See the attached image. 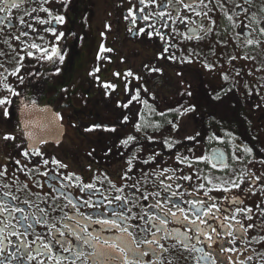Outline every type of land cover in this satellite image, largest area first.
Listing matches in <instances>:
<instances>
[{"label":"flooded vegetation","instance_id":"af4514ba","mask_svg":"<svg viewBox=\"0 0 264 264\" xmlns=\"http://www.w3.org/2000/svg\"><path fill=\"white\" fill-rule=\"evenodd\" d=\"M147 2L156 6L140 13L139 0H29L0 14L11 17L0 25V87L5 88L0 91V99L10 100V104L0 107V169H7V179L0 183L12 184L4 191L15 196L20 207H27L20 203L22 200L35 207L39 200L47 199L55 213L48 216L49 227L63 230L58 221L64 212L72 216L75 210L68 205V197L57 198L49 188V178L57 174L64 184H94L103 193L90 196L80 188L64 189L73 202L100 201L108 196L105 205L119 203L115 196L128 195L129 188L119 193L112 185L118 189L138 183L144 193L151 194L156 176L166 169L176 177L192 178L190 183L182 179L166 181L173 188L183 184L180 192L185 188H209L207 181L229 186L233 180L239 183L240 178L244 182L239 191L209 195L222 210H232L221 203L226 197L240 201L243 210L252 209L250 215L255 219L245 221L244 227H255L246 239L261 238L258 222H264V215H260L264 210V157L256 150L264 154V145L253 128L252 111H256L257 102L264 126V0H252L251 5L245 0H218L207 9L199 7L201 14L208 12L206 21L214 26L204 22L209 32L196 33L198 40L193 32L202 23L199 16L180 11L177 19L175 8H169L170 16L158 20L157 13L167 0ZM237 2L248 9L247 15L241 14ZM41 8L48 11H39ZM129 12L136 15L135 21L128 17ZM58 17H63L62 23L56 22ZM48 20L52 23H37ZM9 22L13 27H8ZM53 51L56 55L48 60ZM18 70L19 75H9ZM5 136L15 139L5 141ZM129 140L132 143L126 145ZM23 152L29 153L27 160ZM128 160H132L131 165ZM148 160L154 163H145ZM129 168L133 171L128 172ZM45 172L47 177L41 175ZM125 176L133 179H122ZM22 185L27 188L22 189ZM54 187L59 189L60 185ZM133 195L140 209L152 213L148 207L151 201H145L134 190ZM200 196L202 192L197 199ZM183 198L192 199L186 194ZM128 207L133 208L129 215L141 214L131 203ZM79 210L93 220L114 219L107 207L88 208L84 204ZM129 224L137 225V221L130 220ZM87 226L89 233L97 234L95 243L100 247L118 243L119 233L90 223ZM175 227L169 225L170 229ZM48 230L35 229L39 233ZM129 231L130 242L141 251L153 239L139 225ZM11 243H17L14 237ZM171 243H165L169 250L160 257L163 264H195L192 253L181 254L169 247ZM235 247L243 252L242 256L237 252L228 262L220 257L216 264H242L246 258L247 264H264V244L245 245L237 238ZM219 248L217 244L215 250ZM96 250L86 247L84 252ZM204 251L213 250L204 247ZM151 259L145 258L143 264H150ZM78 264H93V260L86 258ZM105 264L119 262L109 260Z\"/></svg>","mask_w":264,"mask_h":264},{"label":"snow or ice","instance_id":"6c2138e0","mask_svg":"<svg viewBox=\"0 0 264 264\" xmlns=\"http://www.w3.org/2000/svg\"><path fill=\"white\" fill-rule=\"evenodd\" d=\"M27 2L29 0H4V3L0 4V14L5 13L11 7L18 8ZM35 2L52 3L54 0H35ZM55 2H64V0H55ZM129 2L131 3V0ZM139 3L141 4L140 13H144L145 8L156 6L154 3H148L147 0H139ZM245 3L251 5L252 0H245ZM209 4H218V0H208V3H205L204 0H187V2L186 0H167L163 9L157 13V19L159 20L163 17L170 16L169 8H175L177 11V19L179 18L180 11L193 12L195 16L200 17L202 22L197 25L193 32V38L198 40L200 36L196 33L203 32L207 35L209 32V29L203 27L204 22L209 23L210 27L214 26L206 21L208 12L201 14L197 10L201 6L207 9ZM177 5H181L182 7L177 8ZM236 7L242 9L241 14L247 15L248 9L244 7V4L237 2ZM39 11L47 12L48 10L41 8ZM224 15L231 21L232 17L228 16L226 11ZM128 17L133 21L136 20V15L133 12H129ZM143 18L141 17V19ZM10 19V16H0V25H4L5 21H10ZM56 22L62 23L63 17L56 18ZM184 22L187 23V21ZM37 23L51 24L52 21H37ZM192 23L196 24L197 22L193 20ZM8 27L11 28L13 25L9 22ZM245 28H247V24H245ZM51 34L53 36L56 35L55 32ZM252 34L251 32L248 33L249 36ZM261 35H264V30H261ZM188 38V36H185V39ZM13 51L15 50L13 49ZM36 51L39 52L40 49H36ZM54 55H56L55 51L47 59L52 60ZM57 58L59 59V57ZM243 58L247 59V57ZM23 59V57H20L21 63H23ZM9 75L17 76L19 75V70L14 73H9ZM128 75H131V73H128ZM4 79H7V77H4ZM22 79L23 77H21ZM3 90L5 88L0 87V91ZM6 91L12 95H18V93L13 92L12 88H6ZM8 104H10V100L0 99V107ZM137 131H140L139 126H137ZM14 139V137L10 136L4 137L5 141ZM131 143V140L125 142L126 145H130ZM168 150L171 151L172 149L169 148ZM22 155L26 160L29 158L28 152H23ZM33 155H40V153L34 152ZM157 155L161 154L157 153ZM145 163H154V161L148 160ZM128 164L131 165L132 160H128ZM44 166H47V162H45ZM187 166L191 167V165ZM20 171L23 172L24 169L21 168ZM127 171L132 172L133 169L129 168ZM6 174L7 169H0V180H6ZM41 175L47 177L48 173L45 172ZM122 179L128 180L133 178L125 176ZM177 179H182L189 183L192 181L191 177H176L171 174V170L166 169L156 176L157 184L153 186L151 194L144 193L138 183L124 185V187L118 189L115 185H112V188L119 193H123L125 188H129L128 195L127 197L124 195L115 196L114 200L119 201V203L110 202L105 205L104 200H108V196H104V200L100 201L73 202L68 195V191H63L64 189H70L71 187L80 188L82 191L88 192L90 196L97 193L103 195V193L94 184L86 186L82 183L76 185H71V183L64 184L61 182V178H58L57 174L56 177L49 178L48 186L56 193L57 198L62 199L68 197V205L75 210L72 216L64 212L62 218L58 221V223L63 225V230L61 228H55L54 225L49 227L47 222L48 216L54 215L55 213L50 210L51 206L47 199L39 200L35 207L29 204L28 201L22 200L20 203L27 205V207H20L15 203L16 197L4 191L5 188H11L12 184L6 185L0 183V264H14L16 261H27V264H31L33 260L36 261V264H44L45 260H48L49 264H52V261H55V264H78L79 261H84L86 258H92L93 264H105L109 260L114 262L118 261L119 264H143L144 259L147 257H152L150 264H163L160 257L169 250V248L165 247V243L170 241L172 242L169 244L170 248H175L181 254L183 252L192 253L195 264H216L217 259L220 257L224 258V262H228L231 261L232 257L237 256V252L241 256L243 255V252H240L235 247L237 238L244 242L245 245L249 242L264 244V222H258L262 233L261 238L252 241L246 239V234L253 231L255 227V225L247 228L244 227L245 221L255 219L254 215H250L253 212L252 209L243 210L240 201L226 197L221 203H227L232 210L229 211L228 208L222 210L217 207L215 199L209 195L211 192L227 193L239 191L240 185L244 182L243 179L238 178L239 183H237V180H233L229 186L213 185L212 181H207L210 185L209 188L201 186L195 189V191H188L185 188L184 192H180V189L184 187L183 184L173 188L172 184L166 182ZM55 184L60 185L59 189L54 187ZM252 187H255V184ZM21 188L26 189L27 185H22ZM133 190L141 193L145 201H151L148 207L152 209V213H149L146 209H140V205L136 203L137 197L133 195ZM161 192L164 193L163 197L160 195ZM178 192H180V195H177ZM201 192L203 196L197 199V194ZM185 194L192 197V199H184ZM252 194L255 195V192ZM161 199L165 200V203H160ZM129 203L140 211L141 214L139 216L136 214L129 215L133 213V208L128 207ZM42 204L45 207H41ZM84 204L88 208L107 207L114 219L97 218L93 220L90 216H83L80 213L79 207ZM185 206L187 207L185 208ZM222 211L224 215H221ZM101 215L107 217L108 213H101ZM260 215H264V210L260 212ZM145 217H147L146 221ZM130 220H136L140 230L153 237V239L148 240L143 246V251L137 248L133 242H130L132 232L129 231V228H135L137 226L129 224ZM69 221L71 224L67 223ZM86 222L92 226L99 225L105 231L119 233L118 243L110 242L104 244V241H100L101 244H104L103 247H100L95 243L98 238L97 234L88 232ZM169 225H175L176 227L170 229ZM37 227H44L49 230L44 233H39L35 231ZM218 228L220 229L219 232L217 231ZM180 229H183V231ZM29 236L32 237L31 241L28 240ZM13 237L17 241L15 244L11 243ZM217 244L220 245V248L215 250ZM198 245H203L213 251L206 253L204 247ZM86 247L96 248L97 250L85 253L84 249ZM244 251H248L247 247H245ZM129 256L132 257L131 260ZM169 264H171V261H169ZM242 264H247V258Z\"/></svg>","mask_w":264,"mask_h":264},{"label":"rangeland","instance_id":"374dc122","mask_svg":"<svg viewBox=\"0 0 264 264\" xmlns=\"http://www.w3.org/2000/svg\"><path fill=\"white\" fill-rule=\"evenodd\" d=\"M251 92H252V89H251ZM251 102L254 103V100L251 98ZM255 107L256 108V111H252V120L254 121V129L256 132H258V138H259V142H261V144L264 145V126L261 124L262 120L260 119L261 118V114L259 112V110H257L258 108V103L256 102L255 103ZM256 142H258L256 140ZM262 149L264 150V147H262Z\"/></svg>","mask_w":264,"mask_h":264},{"label":"trees","instance_id":"16d2710c","mask_svg":"<svg viewBox=\"0 0 264 264\" xmlns=\"http://www.w3.org/2000/svg\"><path fill=\"white\" fill-rule=\"evenodd\" d=\"M259 150V149H258ZM258 150H256L259 154H262L263 155V157H264V154L263 153H260V150L258 151Z\"/></svg>","mask_w":264,"mask_h":264}]
</instances>
